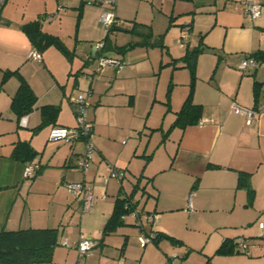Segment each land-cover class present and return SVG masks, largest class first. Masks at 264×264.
I'll use <instances>...</instances> for the list:
<instances>
[{"label": "crops", "instance_id": "obj_1", "mask_svg": "<svg viewBox=\"0 0 264 264\" xmlns=\"http://www.w3.org/2000/svg\"><path fill=\"white\" fill-rule=\"evenodd\" d=\"M49 1L40 4L41 29L57 36L66 53L49 45L41 50V61L28 57L33 45L23 25L37 18L22 13L12 24L0 26V50L7 45L0 51L5 55L0 59V229L57 228L52 261L38 264H140L154 246L137 237L157 231L183 243L195 244L196 238L204 252L201 261L212 256L217 264H264L258 225L264 223V56H254L264 55V0H189L193 4L184 3L191 8L184 24L173 20L182 4L178 0H98L93 6L63 0L67 7L79 4L84 12L78 43L62 40L53 29L55 16L43 19L41 8H53ZM248 1L261 4L255 19L245 11ZM104 10L113 11L123 28L109 33L107 52L99 45L107 33L99 21ZM134 25L142 33L149 29L158 42L129 47L140 39L130 32ZM121 34L125 36L116 41ZM199 43L203 50L194 64L192 101L202 106L200 117L182 128L170 125L163 133L167 137L157 138L156 129L163 131L164 122L174 121L190 90L191 72L178 58L187 46ZM114 44L126 48L117 52ZM99 56L119 58L123 67L109 64L95 71ZM247 57H254L257 66L239 69ZM15 69L37 97L21 117L24 124L10 109L18 77L1 83L3 71ZM81 92L89 104L95 146L84 171L75 167L82 140L66 144L48 138L52 126L76 125L72 101ZM233 103L257 110L251 123L232 110ZM46 104L57 105L58 113L42 123L40 108ZM24 143L35 152L29 161L40 164L31 179L23 176L25 162L13 155ZM112 169L122 177H110ZM240 174H246L244 184ZM137 178L133 197L140 198L139 209L153 214V221L128 214V224L104 235L115 199L129 194ZM81 180L94 193L86 211L66 186ZM82 237L93 241L85 254L76 245ZM239 237L249 240L248 254H215L224 239ZM165 255L161 250L158 260ZM154 256L151 252L146 264H155Z\"/></svg>", "mask_w": 264, "mask_h": 264}, {"label": "trees", "instance_id": "obj_2", "mask_svg": "<svg viewBox=\"0 0 264 264\" xmlns=\"http://www.w3.org/2000/svg\"><path fill=\"white\" fill-rule=\"evenodd\" d=\"M94 2V1H93ZM2 4V3H0ZM1 8V6H0ZM122 21H119V24L114 23L111 25L106 33V37L102 43L101 50L104 52L109 48V42L107 36L110 32L122 30L120 27ZM140 26V25H137ZM144 27V26H142ZM23 28L28 35L32 47L36 48L41 52L42 49L49 45L56 46L59 50L66 53L65 46L63 42L54 35L47 34L41 29V20L35 19L27 24L23 25ZM131 33H134L140 36L138 41H131L129 47L136 45H154L157 43V39H152V34L148 29L147 32L142 33L136 29L134 25L131 28ZM126 48V46H113V49L117 52H121ZM203 50L200 43L197 46L185 48L184 55L181 56L180 60L184 62V66L188 67L191 72L190 78V90L185 98L182 106L176 112V117L174 122L170 126V129L176 126L185 127L186 125L196 124L201 113L202 106L200 104H195L192 101V91L195 81L194 76V64L197 55ZM256 59L264 56L258 53L254 55ZM177 60V59H175ZM16 75L19 79V83L15 93L13 94L10 102V109L16 115L17 119L28 114L34 107L37 97L28 82L23 78V76L18 72V70H4L2 73L1 83L6 81L10 76ZM41 117L42 123L47 119H52L58 113V106L53 104H46L41 106ZM13 155L21 159L23 162L29 161L34 155L35 152L31 146L27 143L18 144L14 151ZM140 178H137L135 184L133 185L132 191L129 194H124L125 197L133 199L134 193L139 189ZM240 184L246 182V174H240L239 177ZM126 198L123 196H118L115 199L114 207L112 213L108 220L105 223L103 228L104 235L116 230L118 227L125 224L124 214L129 212V209L124 208V201ZM134 206L137 205V202L134 201ZM58 234L59 230L57 228H20L16 230H8L2 227L0 229V264H38V263H50L52 261V254L54 248L58 243ZM261 237V236H260ZM165 238L175 244H181L182 241L168 234L157 231L153 234L152 241L158 243L159 239ZM247 245L249 246V240L245 237ZM236 239H224L222 243L215 250V254L219 255H228L232 253L241 252L237 248ZM243 253V252H242ZM203 264H217L212 261V256H207Z\"/></svg>", "mask_w": 264, "mask_h": 264}, {"label": "built area", "instance_id": "obj_3", "mask_svg": "<svg viewBox=\"0 0 264 264\" xmlns=\"http://www.w3.org/2000/svg\"><path fill=\"white\" fill-rule=\"evenodd\" d=\"M5 0H0V3H3ZM89 2H93L94 0H88ZM260 8L261 4L255 3L252 1H248L245 3V11L251 18H257L260 15ZM54 17V15H45L43 19L50 20V18ZM120 20H117L115 17V14L113 11H105L101 14L100 22L104 25L106 28V31L108 28L113 25L114 23L119 24ZM183 38L185 35L182 36ZM100 46H102V43H99ZM28 57L35 60V61H41L42 55L41 52L38 51L36 48L32 47L28 52ZM257 60L254 57H247L241 60V62L238 64V68L241 70H245L249 67H255L257 66ZM114 65L117 68L123 67V62L120 61L119 58L112 57V56H99L97 58L95 71H102L106 65ZM72 106L74 110V114L76 117V125L75 126H64V125H55L52 126L49 130L48 138L52 141H62L66 144H71L75 142L76 140H82L84 143V148L82 153L77 159L76 162V169L80 171H84L89 163L92 160V153L95 150V146L93 143V128L92 123L87 117L88 114V102L86 100V96L83 92L78 93L74 100L72 101ZM232 110L235 113L238 114H244L246 117V123H251L254 119L257 110L253 107H247V106H241L236 103L232 104ZM20 123H25V118L20 119ZM202 123V121H200ZM40 168V164L37 161H27L24 163L23 167V176L25 178H31L34 173ZM110 177H117L121 178L122 175L118 173L115 169H112L110 174ZM67 189L80 200L81 202V210L86 211L92 207L93 200H94V193L90 187L87 186L86 182L84 180L76 181V182H68L66 184ZM123 198H126L124 201V208L129 209V212L127 214H124L122 217L124 218L125 215H132L133 217L138 219H142L147 222H151L154 219L153 214H143V212L139 209V207L136 205L134 206V199H130L125 197L123 195ZM137 221V222H138ZM259 227L261 229V238H264V223L260 222ZM153 233H150L148 235L141 234L138 239L140 243L146 244L148 241L152 240ZM237 242V248L243 253L248 254L249 253V246L247 245L246 239L239 237L235 240ZM66 244V240L63 242ZM77 249L80 254H85L90 250V248L93 246V241L89 238L82 237L77 242Z\"/></svg>", "mask_w": 264, "mask_h": 264}, {"label": "rangeland", "instance_id": "obj_4", "mask_svg": "<svg viewBox=\"0 0 264 264\" xmlns=\"http://www.w3.org/2000/svg\"><path fill=\"white\" fill-rule=\"evenodd\" d=\"M10 1L11 0H8L4 4V6H1L0 8V26L2 25V23H7L8 25L12 24L14 19H16L17 17H20L22 13L27 17L32 16L33 18L40 19V14H39L40 4H42V6L44 7L45 2H46V0H17V2H14V3H10ZM83 1L84 2L82 4L84 5L91 4L93 6L99 3L98 0H96L94 3H90L87 0H83ZM147 1L149 0H145V2ZM178 2H181L182 4L180 3L181 5L178 8L179 10H175L174 12L175 16L173 20H176L177 23H181V24L187 23L185 19L187 18L186 16H188L189 13H186V11H188L191 8L184 7V3L189 2L193 4V2L189 0H178ZM62 3H63V0H58V4L56 3V0H50L49 5H52L53 8L51 10H43V8H41L42 9L41 11L42 12L45 11L46 15L55 16V19L53 18V20L51 21L54 24L53 29H55V31L59 33L60 37L62 38L64 42L65 40H68L71 38L76 43H78L81 37L80 25L82 22V17L84 15V12H81L79 4H77L78 5L77 7L72 8V7H67ZM105 11L107 10H104L103 12ZM59 21H62V24H59ZM100 25L102 26V30L104 31V33H106L105 32L106 28L104 27V25L101 24V22H100ZM111 35L112 34H108L109 40L111 38ZM123 36L125 35L121 34L119 38H117L118 36L114 38H116V41H120L121 38H123ZM82 41H84L83 43H89L86 40H82ZM178 45L179 44H176L175 47L177 48ZM6 48H7V45L4 43V45L2 46V50L0 51H5ZM4 58H5V55L2 54V52H0V59H4ZM70 78H71V75H70ZM71 80H70V84H71ZM69 88H72V87L69 86ZM173 122H170L169 120L167 122H164L163 131L161 129L160 130L156 129L155 136L157 138L158 136L163 137V139L166 138L167 136L163 135V133L166 134L169 132V130L167 129L169 128L170 125H172L171 123ZM27 179H31V178H27ZM133 196H135V193ZM134 198L135 197H133V199ZM134 201L137 202V206H138V201H140V198H136L134 199ZM138 207L140 208V206ZM182 217L183 215L180 214L179 219H181ZM128 220L130 219L127 218L125 220V224H128V222H126ZM132 224L133 223H130L129 225L131 226ZM195 230H194L193 236L198 237V233H196ZM191 232L193 231L191 230ZM193 239H194L195 244H191L190 242H185V243L182 242L181 244L180 243L178 244L180 246H178L175 243H172L171 241L165 238L159 239L158 243L152 242L151 246H154V247H151V251L147 253L146 255L142 256V258H140L139 260L140 264L147 263L148 256L151 254V252L155 253V256H154V260L156 261L155 264H203L205 262L204 260L201 261L203 253H204L202 250L203 248L200 243H196V240H197L196 238H193ZM196 245L201 246V247H197ZM161 250L164 252L166 251V255L162 259L158 260L159 258L158 254L161 252Z\"/></svg>", "mask_w": 264, "mask_h": 264}, {"label": "water", "instance_id": "obj_5", "mask_svg": "<svg viewBox=\"0 0 264 264\" xmlns=\"http://www.w3.org/2000/svg\"><path fill=\"white\" fill-rule=\"evenodd\" d=\"M95 48V45L93 46V49Z\"/></svg>", "mask_w": 264, "mask_h": 264}]
</instances>
